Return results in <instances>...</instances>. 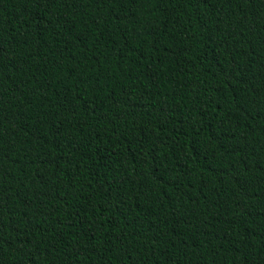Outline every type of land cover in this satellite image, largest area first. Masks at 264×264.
Returning <instances> with one entry per match:
<instances>
[{
	"label": "trees",
	"instance_id": "16d2710c",
	"mask_svg": "<svg viewBox=\"0 0 264 264\" xmlns=\"http://www.w3.org/2000/svg\"><path fill=\"white\" fill-rule=\"evenodd\" d=\"M0 264H264V0H0Z\"/></svg>",
	"mask_w": 264,
	"mask_h": 264
}]
</instances>
